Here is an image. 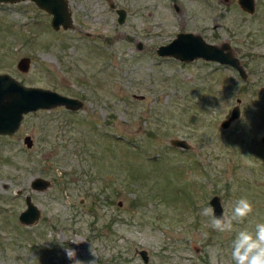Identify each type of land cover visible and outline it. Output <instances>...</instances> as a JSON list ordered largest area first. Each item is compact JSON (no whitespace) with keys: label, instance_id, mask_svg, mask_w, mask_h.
I'll return each instance as SVG.
<instances>
[{"label":"rangeland","instance_id":"374dc122","mask_svg":"<svg viewBox=\"0 0 264 264\" xmlns=\"http://www.w3.org/2000/svg\"><path fill=\"white\" fill-rule=\"evenodd\" d=\"M113 1L123 23L105 0H68L74 27L58 30L33 1L0 2V72L83 101L29 112L0 135V264H233L235 231H215L201 211L214 194L225 216L247 198L253 214L234 229L264 222V0L251 14L236 0ZM203 29L231 44L246 78L156 54L176 32ZM37 176L51 186L33 190ZM27 195L41 212L31 225L18 220Z\"/></svg>","mask_w":264,"mask_h":264},{"label":"water","instance_id":"95a60500","mask_svg":"<svg viewBox=\"0 0 264 264\" xmlns=\"http://www.w3.org/2000/svg\"><path fill=\"white\" fill-rule=\"evenodd\" d=\"M24 0H0V2L15 3ZM37 7L45 10L51 15L50 25L58 30L71 29L74 26L68 0H30ZM230 3V0H222ZM243 10L253 13L255 11V0H238ZM120 13L119 21H122ZM156 53L159 56L175 58L181 62H191L196 59L218 62L234 67L240 76L246 78L245 68L240 63L239 58L231 51L227 44H212L206 42L201 35L191 32H179L167 44L160 45ZM30 66V58L22 56L17 61V68L27 71ZM56 106H63L69 110H77L83 107V101L72 96L59 93L55 90L38 86H28L23 84L14 76L7 72H0V135L14 134L20 127L24 115L38 109H51ZM240 114L239 105L232 107L228 118L223 120L220 125L227 128L231 121ZM27 146H31L29 136L24 138ZM264 144V136L262 137ZM169 144L182 149H190L192 146L184 138H171ZM51 186V181L47 178L37 176L31 183L33 190L43 191ZM26 207L19 213L18 220L24 225H31L37 221L41 215L40 209L27 195L25 197ZM209 204L215 209V214H223V205L219 195L214 194L209 199ZM224 215V214H223ZM195 251H199L200 246L191 243ZM144 262L149 259L145 249L137 250Z\"/></svg>","mask_w":264,"mask_h":264},{"label":"clouds","instance_id":"9594fccd","mask_svg":"<svg viewBox=\"0 0 264 264\" xmlns=\"http://www.w3.org/2000/svg\"><path fill=\"white\" fill-rule=\"evenodd\" d=\"M253 205L247 198H240L235 205L230 216L221 214L217 216L215 209L208 206L202 209L201 215L210 217L211 227L221 233H233L231 241V261L233 264H264V222L256 223L254 229L243 228L234 229V224H242L253 214ZM72 243H77L75 240ZM68 259H73L75 253L71 248L65 249ZM76 264H81L76 261ZM89 264H95L90 261Z\"/></svg>","mask_w":264,"mask_h":264},{"label":"flooded vegetation","instance_id":"af4514ba","mask_svg":"<svg viewBox=\"0 0 264 264\" xmlns=\"http://www.w3.org/2000/svg\"><path fill=\"white\" fill-rule=\"evenodd\" d=\"M105 1L108 3L109 8H110L111 10L114 11V13H115V15H116V20H117V22H118V23H123V22L127 19V16H128V12H127L126 8L117 5L113 0H105ZM231 2H232V0H230V4H231ZM236 2H237V4L239 5V7L243 10V8L240 6L238 0H236ZM173 7H174V9H175L176 11L181 10L177 3H174ZM255 9H256V0H255ZM70 10H71V9H70ZM243 11H244V12H247V11H245V10H243ZM120 13H122V18H123L122 21H119ZM247 13H249V12H247ZM253 13H254V12H253ZM71 14H72V11H71ZM250 14H251V13H250ZM72 19H73V16H72ZM73 23H74V22H73ZM73 27H74V26H73ZM213 27H216V26H213ZM205 31H206L205 29L201 30L200 32H198V31H192V30L178 31V32L175 33V36H176V34L179 33V32H191V33H194V34H199V35H201V37H202L206 42H208V43H212V44H217V45H219V44H227V45L230 47L231 51H233V48H232L231 44H230L229 42H227V41H222V42H217V41L210 42V41H208L207 37L203 34V32H205ZM86 34H87V35H90V33H87V32H86ZM175 36H174V37H175ZM217 36H218L217 32H213V37H217ZM174 37H173V38H174ZM173 38H171V40H172ZM171 40H170V41H171ZM170 41H168V42H170ZM168 42H166V43H164V44H167ZM160 45H162V44H160ZM160 45H159V46H160ZM135 46H136V49H138V50L142 49V48H143V41L138 40V42H137V44H136ZM159 46H157V48H158ZM157 48H156V50H157ZM155 52H156V51H155ZM156 54H157V53H156ZM202 60H203V59H202ZM239 60H240V59H239ZM240 63H241V61H240ZM241 64H242V63H241ZM242 66L244 67L243 64H242ZM244 68H245V67H244ZM9 135H10V134H9Z\"/></svg>","mask_w":264,"mask_h":264}]
</instances>
